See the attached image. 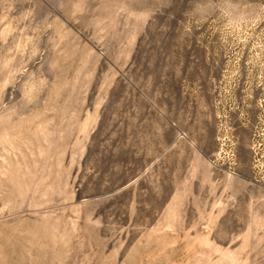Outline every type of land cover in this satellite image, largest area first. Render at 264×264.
<instances>
[{
  "label": "rangeland",
  "instance_id": "obj_1",
  "mask_svg": "<svg viewBox=\"0 0 264 264\" xmlns=\"http://www.w3.org/2000/svg\"><path fill=\"white\" fill-rule=\"evenodd\" d=\"M0 264H264V0H0Z\"/></svg>",
  "mask_w": 264,
  "mask_h": 264
}]
</instances>
